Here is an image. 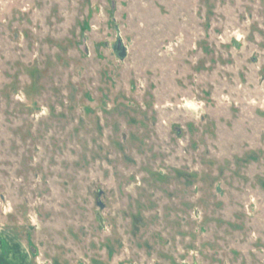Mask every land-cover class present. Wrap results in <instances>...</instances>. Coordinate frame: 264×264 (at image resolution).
<instances>
[{"label": "rangeland", "instance_id": "1", "mask_svg": "<svg viewBox=\"0 0 264 264\" xmlns=\"http://www.w3.org/2000/svg\"><path fill=\"white\" fill-rule=\"evenodd\" d=\"M0 230L25 264H264V0H0Z\"/></svg>", "mask_w": 264, "mask_h": 264}, {"label": "crops", "instance_id": "2", "mask_svg": "<svg viewBox=\"0 0 264 264\" xmlns=\"http://www.w3.org/2000/svg\"><path fill=\"white\" fill-rule=\"evenodd\" d=\"M21 250V246L11 243L0 230V264H25V259H20Z\"/></svg>", "mask_w": 264, "mask_h": 264}, {"label": "water", "instance_id": "3", "mask_svg": "<svg viewBox=\"0 0 264 264\" xmlns=\"http://www.w3.org/2000/svg\"><path fill=\"white\" fill-rule=\"evenodd\" d=\"M114 50L116 52V54L119 56V58L121 59H125L127 56V48L124 45V42L122 40V38L119 36L118 41L116 42V45L114 47ZM99 205L103 208L104 204L102 201H99ZM102 220V217H101Z\"/></svg>", "mask_w": 264, "mask_h": 264}, {"label": "clouds", "instance_id": "4", "mask_svg": "<svg viewBox=\"0 0 264 264\" xmlns=\"http://www.w3.org/2000/svg\"><path fill=\"white\" fill-rule=\"evenodd\" d=\"M189 106L192 107V106H194V105H192L191 103H189Z\"/></svg>", "mask_w": 264, "mask_h": 264}]
</instances>
